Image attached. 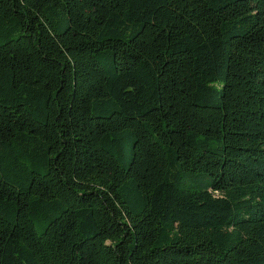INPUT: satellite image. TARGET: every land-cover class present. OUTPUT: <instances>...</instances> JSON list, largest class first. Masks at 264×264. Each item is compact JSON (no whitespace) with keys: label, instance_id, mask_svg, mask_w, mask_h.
<instances>
[{"label":"trees","instance_id":"16d2710c","mask_svg":"<svg viewBox=\"0 0 264 264\" xmlns=\"http://www.w3.org/2000/svg\"><path fill=\"white\" fill-rule=\"evenodd\" d=\"M0 264H264V0H0Z\"/></svg>","mask_w":264,"mask_h":264}]
</instances>
